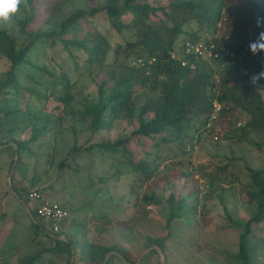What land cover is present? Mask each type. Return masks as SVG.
<instances>
[{"label":"rangeland","instance_id":"obj_1","mask_svg":"<svg viewBox=\"0 0 264 264\" xmlns=\"http://www.w3.org/2000/svg\"><path fill=\"white\" fill-rule=\"evenodd\" d=\"M103 2L96 0L88 4L86 0H63L50 17L44 10L32 28L58 31L60 23L75 10H89ZM124 2L121 0V5ZM143 2L161 1L137 0V3ZM254 4L262 9L261 12L256 9L255 18L264 16V0H239V6L231 11L237 12V17L248 18ZM28 10L21 5L16 16L1 22V26L16 38L18 48L27 41L20 32L18 21ZM97 30L108 35L112 46L109 62L115 58V50H119L118 64L134 63L135 54L125 57L127 40L134 41L132 34L127 31L117 33L101 16L81 19L79 28L65 38L83 40L92 37ZM219 30V35L224 33L222 28ZM72 53L75 58L62 44L50 47L48 43H39L31 53V64L21 67L18 73L21 85L18 97L0 95V109L14 112L13 116L3 119L1 127L5 132L17 126L18 132L14 135L25 140L30 137L32 129L47 128L46 134L31 144L29 150L17 152L16 148H10L0 152V194L4 188L10 196L4 204L15 196L16 202L20 200L30 205L33 201L26 195L34 187H43L45 198L52 202L57 195L56 204L64 206L73 216L70 231L80 230L77 235H70L72 242H78L75 246L80 252L76 258L80 257L81 249H87L89 245H83V242L88 240L106 247L114 246L119 257L126 256L124 251L128 250L133 264H240L233 254L238 251L239 236L245 223L255 214V205L248 202V192L251 191L249 168H264V149L259 147L264 133L249 129L242 138L241 129H245L243 124L250 120V116L241 109H232L211 129H203L202 121H196L194 128L184 136V153L172 145L160 144L157 148L154 142L160 143L158 139H142L143 146L133 141L129 146L134 150L135 160L144 159L157 168L155 176L148 182H143V177L129 165L127 155L122 151L111 153L95 148L92 152L73 155L71 151L75 145L91 146L129 138L138 122L135 115L126 116L97 134L89 129L90 118L83 117L80 112L88 102L97 101L98 87L109 67L101 69L99 64L91 65L82 50L73 48ZM213 63L211 59L207 61L212 67ZM260 64L263 65L264 60L263 63H249L246 71L254 73ZM37 67L46 69L55 77ZM9 68V62L0 57V82ZM62 71L71 76L70 92L74 96L71 107L67 108L56 97L61 87L59 79L56 80L57 87L53 88L55 78H59ZM144 94L140 95L138 106L145 100ZM71 109L74 113H70ZM201 130L203 136L199 133ZM225 135L229 137L226 139ZM61 162H66L70 169L58 179ZM12 185L16 191L22 192L20 196H16ZM171 195L185 200L186 209L183 216L173 220L167 228ZM145 196H154L158 203L145 202ZM98 216L104 218L97 219ZM108 219L111 226L105 223ZM31 223L27 217L20 222L6 218L0 220V259L14 250L10 252V257L14 256L10 262L16 264L20 257L34 251L36 245L21 250L22 245L14 244L18 241L14 232L22 226L29 230ZM105 224L107 231L98 235V230ZM252 231L251 243L256 250L252 252L251 264H264V224H254ZM22 235L26 237L25 232ZM154 238L165 239L164 251L147 246L148 240ZM38 239L52 244V239L45 235L40 234ZM114 255L109 253L105 260L119 264ZM49 257L52 264H66L68 258L67 255L44 256L41 264H50Z\"/></svg>","mask_w":264,"mask_h":264},{"label":"trees","instance_id":"obj_2","mask_svg":"<svg viewBox=\"0 0 264 264\" xmlns=\"http://www.w3.org/2000/svg\"><path fill=\"white\" fill-rule=\"evenodd\" d=\"M62 1L28 0L29 10L26 16L18 21L20 32L27 39L20 48L16 38L7 28L2 27L0 22V57L5 58L10 65L5 78L0 82V95L11 94L14 95L12 98L18 97L21 89L18 73L21 67L31 64V53L39 43H48L50 47L62 44L72 57L73 48L82 50L91 65L99 64L101 69L109 67L98 87L97 101L88 102L80 114L90 118L89 129L94 134L110 128L115 121L126 116L135 115L138 127L124 140L83 147L75 145L71 151L73 155L85 151L92 152L95 148L111 153L122 151L127 155L129 165L143 177V182H148L155 176L157 168L147 164L144 159L135 160L134 150H131L129 144L136 141L143 146L142 139H158L160 143L154 142L157 148L160 144L172 145L184 153V136L194 128L196 121H202L203 129H211L207 128V122L214 102L223 107L217 122L232 109H241L250 116V120L243 124L245 129H241L242 138L249 129L264 133V80L256 87L249 82L253 74L264 70V64H260L254 73L244 74L249 63H263L264 60V56H253L248 49L250 41L255 40L257 33L261 31L254 26L256 9L262 11L257 5L254 4L248 18L242 19L237 17V12L231 11L233 7L239 6V0H160L161 2L156 3L125 0L123 5L121 0H104L102 4L89 10H75L60 23L58 31L32 28L44 10L50 17ZM94 1L96 0H86L88 4ZM95 16L103 17L117 33L127 31L132 34L134 41L127 40L128 51L125 57L129 58L135 54L133 64H118L117 57L121 55L119 50H115V58L109 62L111 43L108 35L98 30L92 37L83 40L65 38L75 28H79L81 19ZM220 28L224 32L221 35L218 33ZM200 43L218 55V58L213 60L214 67L207 64L210 58L186 52L187 46ZM227 50L232 55L225 56ZM172 52L176 53L175 58L171 56ZM138 60H142L144 65H137ZM183 62H186V65H183ZM37 68L55 77L46 69ZM60 77L55 78L53 82V88L57 87V79L61 84L56 97L64 108L71 107L74 101L70 92L71 76L62 71ZM156 92L158 96L154 97L153 93ZM143 93L145 100L138 106V99ZM18 113L17 111L16 114ZM70 113L74 111L71 109ZM13 115L12 110L0 109V152L15 147L17 152L22 149L29 150L31 144L37 143L46 134V127L34 128L29 138L19 140L14 135L18 132L17 126L5 132L2 129L3 119ZM202 131L199 132L201 136ZM228 137L229 135H225L226 139ZM10 143L13 145L7 146ZM259 147L264 149V139ZM58 169L59 179L64 171L70 168L66 162H61ZM249 172L251 191L248 192V202L255 205V214L245 223L244 231L239 236L238 251L233 254L240 264H250L252 252L256 250L251 243L252 226L264 224V168H249ZM12 188L18 196L22 194L18 190L17 193L13 185ZM28 195L29 191L27 199ZM144 201L158 203L154 196H145ZM185 203L183 199L178 200L175 196H170L167 228H170L173 220L183 216ZM223 209L229 219L227 208L224 206ZM31 217V226L36 238H39L40 234L48 236L46 224L40 223L35 211L31 212ZM103 218L104 216L97 217ZM71 220V224L74 223L73 219ZM105 223L110 226L112 224L110 219ZM106 224L98 230V235L107 231ZM164 242V238L149 239L147 246H155L164 251ZM75 243L68 238L66 241L54 238L51 245L38 240L39 251L20 258L17 264H41L47 255H67L66 264H113L110 260L106 261L105 256L111 252H119L114 246L106 247L85 240L83 245L89 246L86 250L80 248V257L76 258L80 250L76 249ZM126 256L122 255L128 261Z\"/></svg>","mask_w":264,"mask_h":264},{"label":"built area","instance_id":"obj_3","mask_svg":"<svg viewBox=\"0 0 264 264\" xmlns=\"http://www.w3.org/2000/svg\"><path fill=\"white\" fill-rule=\"evenodd\" d=\"M186 52L194 53L195 55L201 57L205 56L206 58H210L212 60L218 58V55H215L212 51H209L207 46H205L203 43L196 44L194 46H187ZM224 55L227 56L232 54H230L227 50ZM171 56L175 58L177 55L175 52H172ZM136 64L143 66L144 62L142 60H138ZM183 65H186V62H183ZM247 73V71H244V74ZM217 83H219V81H217ZM222 110V105L214 102L212 113L210 115L209 121L207 122V128H212L216 124ZM28 199L36 203L34 211L36 212L39 221H44L46 224L47 237L50 239L58 238V236L62 233L63 223H66L71 219L70 212H68V210L63 206L52 203L46 199L44 196L43 187H34L30 189Z\"/></svg>","mask_w":264,"mask_h":264},{"label":"crops","instance_id":"obj_4","mask_svg":"<svg viewBox=\"0 0 264 264\" xmlns=\"http://www.w3.org/2000/svg\"><path fill=\"white\" fill-rule=\"evenodd\" d=\"M13 145V143H10L9 145H7V146H12ZM16 148V147H15ZM55 189V188H54ZM53 189V190H54ZM56 190V189H55ZM54 190V192H56ZM52 192V191H51ZM15 193V192H14ZM8 195V192L3 188V189H1V194H0V198H2L1 200H0V220L1 219H3L4 220V218H6V219H10V220H16V221H18V222H20V220H22L24 217H27V218H29L30 220H31V222L33 221V219H32V217H31V212H33L34 211V208H35V206H36V203H31L30 205H28V203L27 202H23V203H21V201L20 200H18L17 202H16V199H15V196H13L12 198H11V200H10V202H8L7 204H4V202L6 201V198L8 197L7 196ZM16 196H18L17 194H16ZM57 196V195H56ZM56 196H55V201L58 199H56ZM10 197V196H9ZM9 197H8V199H9ZM49 200V199H48ZM50 202H52V200L50 199L49 200ZM55 201H53L52 203H56ZM60 203H62V201L60 202ZM58 204V203H57ZM66 203H64L63 205H65ZM24 205V206H23ZM69 205V204H68ZM62 206V205H61ZM20 207V208H19ZM64 207V206H63ZM65 208V207H64ZM18 211H19V213H18ZM75 214H78V213H76L75 212ZM71 219H73V216L71 215ZM69 220L68 222H66L65 223V225H63V229H62V233L58 236V238L59 239H61V240H64V241H66L67 240V238L69 239V240H71L73 237V235H77L79 232H80V230L79 231H77V232H75V231H70V229H69V227L70 226H73L72 224H71V221L72 220ZM32 224V223H31ZM31 224H30V228H29V230L27 229V228H25V227H21V228H18L19 230H16V232H14V234H15V236H16V238H18V241H14V244L15 245H22L21 247H20V249L22 250L23 248H25V247H28V246H30V245H36L35 247L36 248H34V251H30V253H28L26 256H29V255H32V254H34V253H36V252H38L39 251V246L37 245V242H38V238H36V234L34 233V230H33V228H32V226H31ZM3 230L6 232V228L4 229L3 228ZM25 232V234H26V237L25 238H23V235H22V233H24ZM32 232V233H31ZM30 233H31V235H30ZM70 235H72V236H70ZM25 241V242H24ZM27 241V242H26ZM72 241V240H71ZM76 243H78L77 241H75ZM21 243H24V244H21ZM19 249V248H18ZM20 249H19V252H20ZM150 248H148V250H149ZM12 251H14V250H12ZM12 251H10V252H12ZM120 251H122V250H120ZM10 252H9V254H7V255H5L4 257L2 256V258L0 259V262L2 263V264H14V263H12V262H10V260L14 257H10L11 256V254H10ZM112 253V252H111ZM115 255H116V257L118 258V261H119V264H123L122 262H125V264H132V261H131V259L129 258V256H128V250H126L125 251V253H126V257H128V259H129V261H126L122 256L121 257H119V254H118V252H113ZM47 256H52V257H56V256H54V255H47ZM23 257H25V256H23ZM64 257H65V255H64ZM20 258H22V257H20ZM120 258V259H119ZM252 259V258H251ZM251 259H250V264H251ZM122 260V261H121ZM49 261H50V263L53 261L52 260V258L51 257H49ZM18 262H16V264H17ZM143 263V262H142ZM142 263H140V264H142ZM145 263V262H144ZM143 263V264H144ZM137 264V263H136ZM139 264V263H138Z\"/></svg>","mask_w":264,"mask_h":264},{"label":"clouds","instance_id":"obj_5","mask_svg":"<svg viewBox=\"0 0 264 264\" xmlns=\"http://www.w3.org/2000/svg\"><path fill=\"white\" fill-rule=\"evenodd\" d=\"M28 6V0H0V22L10 21L18 13L19 7ZM255 28L261 29L257 33L256 39L250 41L248 49L253 56H264V16L257 15L255 18ZM261 80H264V70L253 74L249 78V82L256 87Z\"/></svg>","mask_w":264,"mask_h":264}]
</instances>
